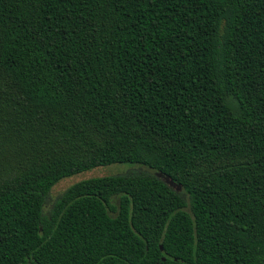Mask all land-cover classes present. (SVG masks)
I'll return each instance as SVG.
<instances>
[{
	"label": "trees",
	"instance_id": "16d2710c",
	"mask_svg": "<svg viewBox=\"0 0 264 264\" xmlns=\"http://www.w3.org/2000/svg\"><path fill=\"white\" fill-rule=\"evenodd\" d=\"M0 264H264V0H0Z\"/></svg>",
	"mask_w": 264,
	"mask_h": 264
},
{
	"label": "rangeland",
	"instance_id": "374dc122",
	"mask_svg": "<svg viewBox=\"0 0 264 264\" xmlns=\"http://www.w3.org/2000/svg\"><path fill=\"white\" fill-rule=\"evenodd\" d=\"M131 170H137V171H145L151 174H154L163 180H165L170 186H172L175 190L179 192H183L182 186L175 183L169 176L158 172L156 170H153L146 166H141L138 164H129V163H117V164H111V165H102L95 167L91 170H86L82 173H78L76 175L63 178L58 183H56L49 195V201L46 204V209L49 208L52 204V202L60 195L62 194L69 186L72 184L81 181L83 179H88L92 177H99V176H105V175H113V174H122L127 173Z\"/></svg>",
	"mask_w": 264,
	"mask_h": 264
},
{
	"label": "water",
	"instance_id": "95a60500",
	"mask_svg": "<svg viewBox=\"0 0 264 264\" xmlns=\"http://www.w3.org/2000/svg\"><path fill=\"white\" fill-rule=\"evenodd\" d=\"M161 248H163V246L161 245ZM165 260V257L163 258Z\"/></svg>",
	"mask_w": 264,
	"mask_h": 264
}]
</instances>
